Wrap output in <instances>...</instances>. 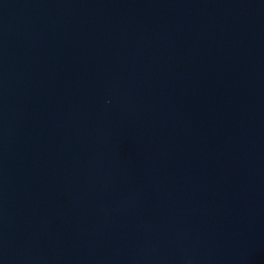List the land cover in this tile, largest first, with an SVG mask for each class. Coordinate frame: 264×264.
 <instances>
[{"label":"water","instance_id":"1","mask_svg":"<svg viewBox=\"0 0 264 264\" xmlns=\"http://www.w3.org/2000/svg\"><path fill=\"white\" fill-rule=\"evenodd\" d=\"M0 264H264V0H0Z\"/></svg>","mask_w":264,"mask_h":264}]
</instances>
